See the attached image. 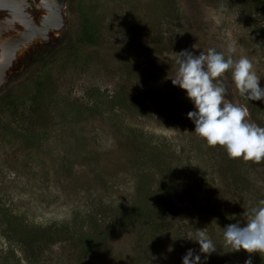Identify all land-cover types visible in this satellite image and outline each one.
I'll return each mask as SVG.
<instances>
[{
  "label": "rangeland",
  "instance_id": "374dc122",
  "mask_svg": "<svg viewBox=\"0 0 264 264\" xmlns=\"http://www.w3.org/2000/svg\"><path fill=\"white\" fill-rule=\"evenodd\" d=\"M16 1L23 3V10L0 12V90L11 85L18 100L0 125V264H183L188 249L199 254V244L183 237L189 232L194 235L198 228L217 245V251L206 260L201 254L202 264H245L250 255L253 264H264L259 253L231 251L223 240L224 226L242 221L245 208L250 210L258 203L228 204L214 146L165 114L153 118L116 110L112 96L124 98L126 92L105 70L91 73L87 67L98 46L113 64L130 59L147 67L148 38L172 24L177 7L197 30V55L214 48L226 57H246V50L211 30L215 9L202 0ZM54 1L57 11L52 14L57 18L43 34L26 36L25 22L32 29L40 27ZM68 3L73 5L71 11ZM200 24L204 27L198 31ZM83 30L91 39L84 37ZM65 36L76 48L57 55L39 73L30 75L35 58L48 47L59 46ZM224 81L228 85L225 99L247 108L231 83V72L225 74ZM26 84L31 89H24ZM38 114L47 118L48 137H42L45 131ZM248 120L255 123L250 115ZM93 130L97 132L94 141L90 139ZM138 140L142 142L138 154L142 147L153 149L154 158L149 150L143 155L148 164L144 168L133 163L125 148L135 151ZM34 157L38 159L32 167ZM96 161L99 169L95 172ZM68 164L72 167L69 175L64 172ZM154 166L157 170L153 173ZM161 186L170 187L168 200L175 204L174 210H181L166 239L168 256L142 260L147 247L140 248L143 228L129 220L110 226L95 212L97 224L90 232L101 238V246L92 257L79 260L72 242L49 236L58 228L55 224L70 225L75 210L84 217L86 208L77 205L76 194L90 190L100 195L101 203H112L111 207L122 203L128 212L146 193L161 192L157 190ZM254 188L258 196L264 195V177L257 172ZM18 233L37 237L34 247L39 250L33 259L22 251Z\"/></svg>",
  "mask_w": 264,
  "mask_h": 264
},
{
  "label": "trees",
  "instance_id": "16d2710c",
  "mask_svg": "<svg viewBox=\"0 0 264 264\" xmlns=\"http://www.w3.org/2000/svg\"><path fill=\"white\" fill-rule=\"evenodd\" d=\"M202 1L205 6L215 9V17L211 21L214 23V27L211 30L215 34L224 35L226 39H231L233 42L232 46L246 50V57L253 62L254 70L261 77L260 86L264 88V0ZM67 5L68 11H71L73 5L70 3ZM176 10L172 24L160 30L153 39L148 38L151 44L148 43V47L145 48V63L147 67L130 59H123V61H117V64H113V59L106 57L103 52H100L102 46H98L99 48L87 60V67L91 73L105 70L111 78L117 80L119 89L126 92H124V98L118 95L115 96V94L112 96L114 105L118 107L116 110H124L129 113L132 111L140 116H151L153 118L160 114H165V116L181 122L186 130L194 131L195 124L187 117L189 111L195 110L194 104L187 97L185 90L172 84L169 76L174 75L175 66L178 65L175 62L177 53L187 49L197 54L196 48H193L197 30H193L194 27L190 18L183 13L180 7H177ZM200 25H198V31H201L200 27H204ZM86 33L83 30L84 37L87 40L91 39ZM60 44L57 47H48L39 54L32 62L29 74L39 73L57 55L66 54V52L76 48V44L67 36L62 39ZM23 88L29 90L31 85L26 84ZM20 89L22 90L21 86ZM239 98L246 104L251 120L260 127H264V100L249 101L241 97L240 94ZM17 104L18 100L16 99L14 87L6 85L0 90V125L3 117L10 110L16 108ZM37 116L38 122L43 125L45 131H43L42 137H48L50 131L48 128L45 130L47 118L42 114ZM132 131L134 130H130V133ZM141 133L139 131V135ZM96 135L97 132L93 130L90 134V139L94 141L93 138ZM140 144L142 142L138 140V144L134 145L135 151L127 146L125 148L128 150L127 153L130 154L129 157L133 160V163L144 168L148 164L143 155L148 153L149 150V154L153 156V149L148 148L146 150L142 147L139 149L142 153L138 154L137 146L139 147ZM214 150L219 162V174L227 189L228 204L236 205L237 203L240 205L243 201H256L254 203H259L258 197H262L263 200L264 195L260 194L258 196L257 190L254 188L255 173L257 172L264 177L263 160L255 162L246 161L242 157L230 158L226 149L219 145L214 146ZM37 159V157H34L32 167L37 162ZM83 159L84 157L81 158L80 164H82ZM95 166L97 167V161ZM98 169L99 167L94 169V171L96 172ZM156 170L157 168L154 166L150 171L154 173ZM71 171V164L70 166L69 164L66 165L64 172L69 175ZM98 181L101 184L102 180L98 179ZM101 185L105 186V182ZM157 190L161 192L152 196L146 193L140 204L132 207L128 212L121 207L122 203H118L116 207H111L112 203H101L100 195L95 196L90 190H86L80 195L76 194L73 199L78 203L77 205H84L86 208L84 217L82 215L78 216V210H75L71 224L68 225L66 222L55 224L58 228L50 231L49 236L68 243L72 242L78 249L77 258L79 260L92 257L101 246V238L90 232V229H93L97 224L96 216L92 215L95 212L100 221L110 226H118L129 220L132 224H138L143 228L139 238L140 248H143L144 244H147V247L142 251V260L147 258L157 260L168 256L166 239L176 227L177 218L181 210H174L175 204L168 200L167 191H172L170 187L164 188L161 186ZM163 194H166V198L163 197ZM81 198L83 199L82 202ZM3 218L9 225L6 217L3 216ZM18 235H16V239L22 251L28 259H33L39 250L36 246L34 247L37 237L26 233H18ZM50 237L47 236V239Z\"/></svg>",
  "mask_w": 264,
  "mask_h": 264
},
{
  "label": "clouds",
  "instance_id": "9594fccd",
  "mask_svg": "<svg viewBox=\"0 0 264 264\" xmlns=\"http://www.w3.org/2000/svg\"><path fill=\"white\" fill-rule=\"evenodd\" d=\"M193 48H197L196 44ZM177 54L175 62L178 68L169 78L174 86L186 91L194 104L195 110L187 113L195 124L194 132L209 146L224 147L230 158L242 157L255 162L264 160V127L249 122L246 107L225 99L228 85L224 77L231 72V83L241 97L249 101L264 100L261 77L254 70L253 62L243 56L239 59L232 55L226 57L214 48L202 50L198 55L187 49ZM241 216L244 218L242 221L224 226L225 244L234 252L243 249L249 254L264 256V200L250 210L245 208ZM183 237L200 246L199 254L188 249L182 258L183 264H202L201 254L206 260L217 251V245L203 228H198L194 235L189 232ZM245 264H253L251 255Z\"/></svg>",
  "mask_w": 264,
  "mask_h": 264
},
{
  "label": "flooded vegetation",
  "instance_id": "af4514ba",
  "mask_svg": "<svg viewBox=\"0 0 264 264\" xmlns=\"http://www.w3.org/2000/svg\"><path fill=\"white\" fill-rule=\"evenodd\" d=\"M56 1H54L51 6H53L51 9L49 7H47V16L44 17L41 20L40 23V27L38 28H31V26H29V24L27 23V21L25 22V27H26V36L29 35H34V34H43L44 31L53 23V20L56 19V14H52V11H57V5L55 4ZM23 3L20 1H16V0H0V12L4 11V10H9L10 12H19L21 10L24 9L23 7ZM25 38V36H24Z\"/></svg>",
  "mask_w": 264,
  "mask_h": 264
}]
</instances>
